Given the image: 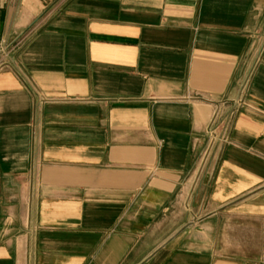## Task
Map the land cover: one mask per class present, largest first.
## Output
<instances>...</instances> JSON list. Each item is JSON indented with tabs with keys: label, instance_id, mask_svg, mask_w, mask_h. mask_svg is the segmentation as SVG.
<instances>
[{
	"label": "crops",
	"instance_id": "obj_1",
	"mask_svg": "<svg viewBox=\"0 0 264 264\" xmlns=\"http://www.w3.org/2000/svg\"><path fill=\"white\" fill-rule=\"evenodd\" d=\"M0 264H264V0H0Z\"/></svg>",
	"mask_w": 264,
	"mask_h": 264
},
{
	"label": "built area",
	"instance_id": "obj_2",
	"mask_svg": "<svg viewBox=\"0 0 264 264\" xmlns=\"http://www.w3.org/2000/svg\"><path fill=\"white\" fill-rule=\"evenodd\" d=\"M226 102H221V105L225 106ZM243 102L240 100L237 102L238 106H241ZM234 110L228 111L226 114H222L219 108H216L211 116L210 122L206 127L208 133V144L211 145L214 142L225 143L228 139L229 121L234 115ZM218 133L221 135L218 136Z\"/></svg>",
	"mask_w": 264,
	"mask_h": 264
}]
</instances>
